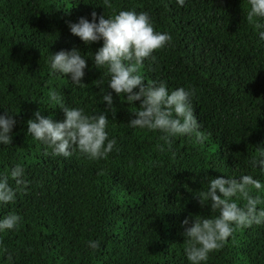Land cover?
Listing matches in <instances>:
<instances>
[{
  "label": "trees",
  "instance_id": "16d2710c",
  "mask_svg": "<svg viewBox=\"0 0 264 264\" xmlns=\"http://www.w3.org/2000/svg\"><path fill=\"white\" fill-rule=\"evenodd\" d=\"M0 0V113L15 115L11 145H0V175L20 163L23 185L0 218L15 212L18 226L0 232V264H190L181 222L215 215L198 196L208 179L264 172L252 163L264 148V41L247 19L249 0ZM120 9L146 11L157 31L172 40L156 50V62L140 70L146 82L192 90L191 102L206 139L177 136L170 144L158 131L130 127L139 107L113 93L107 112L109 138L117 143L102 159L74 149L69 157L27 134L34 113L62 121L49 90L89 115L105 108L106 69H97L88 46L69 23ZM264 23V20L261 21ZM77 48L88 59L82 82L49 70L50 52ZM68 79V80H67ZM103 79V84L100 80ZM256 195L255 189L251 190ZM264 200V192L260 193ZM241 204L244 201H240ZM264 207V202L258 208ZM88 240L99 241L93 250ZM205 264H264V224L237 228L209 253Z\"/></svg>",
  "mask_w": 264,
  "mask_h": 264
},
{
  "label": "clouds",
  "instance_id": "9594fccd",
  "mask_svg": "<svg viewBox=\"0 0 264 264\" xmlns=\"http://www.w3.org/2000/svg\"><path fill=\"white\" fill-rule=\"evenodd\" d=\"M183 6L185 0H176ZM103 7L111 9L112 0H103ZM250 8L247 19L254 23L259 38L264 41V0H249ZM92 19L81 16L77 22L69 23L70 33L88 46L102 41L91 59L95 68L106 69L107 90L101 89L105 108L98 114L89 115L82 107H70L64 103L62 95L56 90H49V100L62 109L64 119L54 121L49 116L41 115L37 110L35 119L27 121V134L34 140L46 144L51 154L69 157L74 149L89 158H105L114 148L116 139L109 138L106 131L109 119L107 112L115 114L113 93L123 96L124 101L139 107L128 121L130 127L148 129L161 133V139L170 144L177 136H191L199 142L206 139L201 131L194 106L190 97L192 90L184 86L169 89L164 81L145 83L140 70L145 61L156 62V50L163 49L171 42L167 32L154 29L149 13L146 11L120 9L112 15L91 13ZM49 70L54 75L68 77L71 84L81 86L88 67V59L77 48L61 49L50 52ZM68 80V79H67ZM103 79L100 83L103 84ZM15 115L8 111L0 113V145H11L12 129L16 124ZM258 149V157L252 163L264 172V148ZM9 176L16 185L26 183L24 167L16 163L6 175H0V205L11 204L16 199V189L9 184ZM255 189L257 194L252 195ZM264 181L253 175L238 177L217 176L208 179L206 189L198 197L202 206L207 205L215 215H192L181 222L184 231V254L190 264H205L209 253L220 249L233 235L237 228L264 224V207L258 208L264 200ZM240 201H244L243 204ZM20 216L9 213L0 218V232L15 229ZM88 247L99 248V241L88 240Z\"/></svg>",
  "mask_w": 264,
  "mask_h": 264
}]
</instances>
